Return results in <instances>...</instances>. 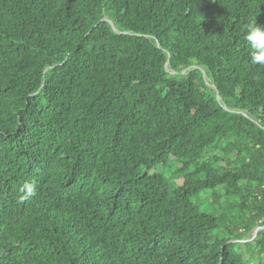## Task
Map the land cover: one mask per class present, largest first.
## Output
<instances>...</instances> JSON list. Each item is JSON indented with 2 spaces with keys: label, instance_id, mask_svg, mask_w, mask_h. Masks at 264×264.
Instances as JSON below:
<instances>
[{
  "label": "trees",
  "instance_id": "trees-1",
  "mask_svg": "<svg viewBox=\"0 0 264 264\" xmlns=\"http://www.w3.org/2000/svg\"><path fill=\"white\" fill-rule=\"evenodd\" d=\"M254 19L264 0H0V264H264Z\"/></svg>",
  "mask_w": 264,
  "mask_h": 264
},
{
  "label": "clouds",
  "instance_id": "clouds-1",
  "mask_svg": "<svg viewBox=\"0 0 264 264\" xmlns=\"http://www.w3.org/2000/svg\"><path fill=\"white\" fill-rule=\"evenodd\" d=\"M249 48V58L252 65L264 66V25L257 23V19L248 23L244 33ZM35 182L25 183L21 188V201L35 194Z\"/></svg>",
  "mask_w": 264,
  "mask_h": 264
},
{
  "label": "rangeland",
  "instance_id": "rangeland-1",
  "mask_svg": "<svg viewBox=\"0 0 264 264\" xmlns=\"http://www.w3.org/2000/svg\"><path fill=\"white\" fill-rule=\"evenodd\" d=\"M185 73H186V71L183 72V74H185ZM204 81H205V83H206L207 85H209L211 88H213V86L210 84V80H209V78L205 75V73H204ZM250 236H251V237H250ZM254 238H255V237H254V231H253V232H251L250 234H248V238H246V239L244 240L243 243H246V242H248V241H252Z\"/></svg>",
  "mask_w": 264,
  "mask_h": 264
},
{
  "label": "water",
  "instance_id": "water-1",
  "mask_svg": "<svg viewBox=\"0 0 264 264\" xmlns=\"http://www.w3.org/2000/svg\"><path fill=\"white\" fill-rule=\"evenodd\" d=\"M111 25H112V27H113V29H114V24L111 23ZM158 46H159V43H158ZM166 70H167V72H169V69H168V63H167V65H166ZM172 74H175V72H172ZM181 74H183V72H182ZM203 74H204V72H203ZM217 98H218V100H220L218 93H217ZM261 229H264V227H257V228L254 230V237H256L257 232H258L259 230H261Z\"/></svg>",
  "mask_w": 264,
  "mask_h": 264
}]
</instances>
